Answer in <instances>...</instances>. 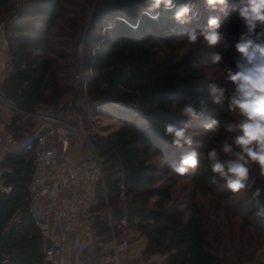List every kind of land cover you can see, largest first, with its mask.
<instances>
[{
	"label": "trees",
	"instance_id": "1",
	"mask_svg": "<svg viewBox=\"0 0 264 264\" xmlns=\"http://www.w3.org/2000/svg\"><path fill=\"white\" fill-rule=\"evenodd\" d=\"M183 2L176 0L177 4ZM191 3L197 14L192 24L182 27L171 19V12H162L158 20L144 15L143 0H0V21L10 20L6 36L12 69L2 92L17 107L30 112L44 106L58 109L73 92L76 103L86 98L93 108L104 105L131 111L132 120L124 121L105 140L91 136L107 166L105 183L115 224L127 217L129 228L146 240L144 255L165 257L164 264H242L253 261L256 250L264 246V217L255 215L257 200L252 196L256 188L264 190V175L256 168L255 185L239 201L234 199L235 193L221 192L224 182L219 178L217 183L211 182L213 173L206 154L232 140L223 129L230 112H222L211 100L199 121L189 123L180 112L186 104H194L199 111L197 98L208 96L209 83L232 87L222 71L215 74L221 79L219 84L213 76L208 78L211 68L205 66L203 72L198 65L202 64L201 55L210 51L226 59L238 55L229 51L235 50L242 22L235 21L240 31L234 34L235 23L229 21L235 14L238 18L232 7L241 6L242 0H228L226 13L212 12L205 0ZM210 15L220 16L227 47L209 48L202 39L189 45L187 29H205ZM208 113L219 114L221 128L206 135L201 124ZM168 123L187 125L196 134L192 147L201 152V159L183 176L176 174L172 165L191 148L172 145L171 138L164 135ZM10 129L16 140L24 137L16 123ZM35 161L32 148L9 153L2 163L4 183L12 188L0 218V237L10 230L5 264L43 261L42 235L30 212L28 191ZM186 178L200 195L217 197L225 204L218 203L213 213L196 203L179 207L175 187ZM123 182L126 205L120 200ZM96 194L97 238L108 240L111 229L100 183ZM258 199L264 204V191ZM223 226L230 229L234 242L238 241L232 248L239 256L237 263L225 256ZM117 235L121 236L119 230ZM254 237L257 249L243 257L240 248L245 238L251 241Z\"/></svg>",
	"mask_w": 264,
	"mask_h": 264
},
{
	"label": "built area",
	"instance_id": "2",
	"mask_svg": "<svg viewBox=\"0 0 264 264\" xmlns=\"http://www.w3.org/2000/svg\"><path fill=\"white\" fill-rule=\"evenodd\" d=\"M9 42L6 26H0V192L10 194L12 188L4 183L2 163L9 153L36 151L35 173L29 186L30 212L42 235L43 261L33 264H153L144 255L140 244L132 247L127 217L115 224L106 190V168L97 152L92 134L105 140L97 124L90 120V131L85 134L79 124L67 115L66 107H42L39 111H25L17 107L2 92L11 66L8 63ZM91 118V117H90ZM80 122V121H79ZM16 123L24 137L14 138L9 131ZM82 123V122H81ZM105 142V141H104ZM81 147L87 160L79 162L74 153ZM102 184L111 238H97L95 214L98 204L96 189ZM120 200L126 205L125 183ZM20 217L17 216L16 219ZM117 230L121 236L117 235ZM52 248L45 250L47 241ZM96 246L104 252L90 256L86 250Z\"/></svg>",
	"mask_w": 264,
	"mask_h": 264
},
{
	"label": "clouds",
	"instance_id": "3",
	"mask_svg": "<svg viewBox=\"0 0 264 264\" xmlns=\"http://www.w3.org/2000/svg\"><path fill=\"white\" fill-rule=\"evenodd\" d=\"M143 2V14L150 19L158 20L162 12H171V19L182 27L192 24L197 14L191 0L179 4L176 0ZM205 5L212 12L226 13L228 10V0H205ZM232 11L238 14L243 29L235 44L238 53L234 57L235 67L223 66L224 79L232 87L209 83L208 96L197 98L199 111L194 104H186L180 112L187 117L189 123L199 121L208 111L207 101L211 100L222 112L235 114V119L225 123L223 127L228 133L237 134L231 142L225 140L219 149H210L206 158L213 173L211 182L215 184L219 178L228 190L239 193L250 190L255 185L256 180L251 176L254 167L264 175V0H242V5H233ZM220 27V16L210 15L205 29H187V43L196 45L202 39L209 48L221 44L227 47V38L220 31ZM223 59L219 52L210 54L213 65L219 64ZM201 127L206 132L215 133L221 128V121L208 115ZM164 135L171 138V143L176 148H191L181 155L178 164L172 165L176 174L183 176L198 166L201 152L192 147L195 143L194 134L187 125L180 127L171 123L165 124ZM262 191L264 190L256 188L252 192L253 198L257 200L255 215L258 217H264V204L258 199Z\"/></svg>",
	"mask_w": 264,
	"mask_h": 264
},
{
	"label": "rangeland",
	"instance_id": "4",
	"mask_svg": "<svg viewBox=\"0 0 264 264\" xmlns=\"http://www.w3.org/2000/svg\"><path fill=\"white\" fill-rule=\"evenodd\" d=\"M10 21V20H9ZM8 20H2L0 21V26H6L7 23L9 22ZM235 21L238 22L239 25H241V21L238 20L237 15L235 14L233 16V18L229 21V22H233L235 23ZM238 24L235 23L234 24V31L233 33L238 34L240 29L238 28ZM82 47H80L81 49ZM187 50V47L183 50V52H185ZM214 52V51H210V53H204L202 54V64L198 65V67L201 68V70L203 72H205L207 69L206 67L211 68L210 72H209V77L213 76V79L217 80V82L219 84H221V79L216 76V72H223V66L224 65H230L231 67H235V63H234V57H229V59L224 58L223 61H221L219 64L217 65H213L211 63L210 60V54ZM233 53L235 55H237V51L235 50H230L229 54ZM224 64V65H223ZM224 73V72H223ZM79 87V80L76 82V88ZM77 90V89H76ZM75 90V91H76ZM75 96H76V92H73L65 101V103L63 104V107H66V115L75 123V124H79L82 131L85 134H88L90 131V120L92 119L93 121L96 122L97 127L100 129L101 133L103 135H105L107 132H113L115 130H117L118 128H120L126 121H130L132 120V113L131 111L128 110H124L121 109L119 107H112V106H104V105H96L95 108H93L92 103L87 100L85 98V100H82L81 102H75ZM79 106V107H77ZM77 108H80V110H82L83 112H79ZM208 115H213L218 117L219 119V114L218 113H208ZM91 117V118H90ZM227 118V122H230L232 120L235 119V114L234 113H230L226 115ZM80 121V122H79ZM125 121V122H124ZM82 122V123H81ZM142 121H138V124L141 125ZM225 123H223L224 125ZM223 129L225 130V128L223 127ZM9 131L11 133L14 134V132L12 131V129H9ZM226 133H228L225 130ZM194 136H196V134L193 132ZM205 134L207 135V132H205ZM231 136L232 139L234 138V136L236 135V133H228ZM233 134V135H232ZM14 138H17L16 134H14ZM232 141V140H231ZM230 141V142H231ZM74 155V159L79 161V162H84L85 160H87V152L79 147L76 152L73 154ZM256 167H254L251 171V176L253 178L256 177ZM221 192L223 190V192H227V194H229L230 190H228L224 184L221 187ZM250 190H242L239 193H235V200H241L242 198H244V195L248 193V191ZM202 193H200L196 188L195 185L193 183L189 182V179L186 178L184 180H180L177 184V186L175 187V198H177V205L179 207H183V206H187L186 204H200L202 205L203 208H205L206 210H210V213H213V211L216 209L217 204H225L224 200H220L219 198H215V197H204L202 195H200ZM196 195V196H195ZM222 218L224 217L223 215L221 216ZM226 222V221H225ZM216 227H218L219 225H215ZM224 227V253L225 256L230 259L232 262L237 263V259H238V255L235 254V251L232 250L233 245L236 244V242H238L237 240L234 242V235L231 234L230 229H225ZM221 229V227H220ZM131 233H133V235H135L134 239H141L142 237L135 232L133 229H130ZM233 232V231H232ZM145 240V239H144ZM108 241V240H107ZM146 241V240H145ZM240 245V244H239ZM258 247V240L257 237H254V239H252L251 241H249V238H245V241L243 242V247H241L240 249L243 250V257H248L251 256L253 254V252L257 249ZM242 264H264V246L258 248L256 250V255L253 261H249V262H244Z\"/></svg>",
	"mask_w": 264,
	"mask_h": 264
},
{
	"label": "water",
	"instance_id": "5",
	"mask_svg": "<svg viewBox=\"0 0 264 264\" xmlns=\"http://www.w3.org/2000/svg\"><path fill=\"white\" fill-rule=\"evenodd\" d=\"M7 198H8V194L4 192H0V218L5 210ZM9 235H10V230L6 229L0 237V264H5L6 262H8V258L5 255V249L9 241ZM51 248H52V242L48 240L45 246V250Z\"/></svg>",
	"mask_w": 264,
	"mask_h": 264
},
{
	"label": "crops",
	"instance_id": "6",
	"mask_svg": "<svg viewBox=\"0 0 264 264\" xmlns=\"http://www.w3.org/2000/svg\"><path fill=\"white\" fill-rule=\"evenodd\" d=\"M10 74V73H9ZM8 74V75H9ZM112 132H107L105 135L111 134ZM132 247H135L136 244H140L142 247H144L146 249V241L144 240V238L141 239H133L131 241ZM88 252V254L92 257H94L95 255H99L101 253L104 252L103 249H100L96 246H92L90 247L88 250H86V253ZM151 258L153 259V264H164L165 261V257L159 256V255H155V256H151Z\"/></svg>",
	"mask_w": 264,
	"mask_h": 264
}]
</instances>
